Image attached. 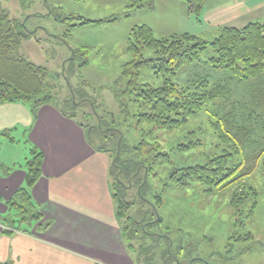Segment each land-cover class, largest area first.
Wrapping results in <instances>:
<instances>
[{
	"label": "rangeland",
	"instance_id": "obj_1",
	"mask_svg": "<svg viewBox=\"0 0 264 264\" xmlns=\"http://www.w3.org/2000/svg\"><path fill=\"white\" fill-rule=\"evenodd\" d=\"M241 4L245 7V18L240 10L231 9ZM253 5L256 10H251ZM0 10L20 22L27 36L19 54L48 71L46 83L53 97L51 103L70 108L66 100L71 99L75 106L92 100L100 116L103 117L104 111L115 115L114 129L121 131L128 151L121 155V160L134 159L140 163L134 176L120 177L123 203L129 206L123 211L122 226L126 228L136 264H162L167 253L170 257L167 264H264V180L258 168L239 181L250 186L255 197L238 204L237 213L230 205L227 190L216 191L214 187L212 193H205L204 187L195 181L177 189L168 179L175 168L203 164L221 154L210 122L226 113L235 112L243 120L253 110L256 116L250 123L254 127L253 139L260 143L257 146L264 147V109L250 106L254 91L264 88V72L258 78L239 82L226 70L208 64L209 49L200 61L181 67L171 78L177 86L205 79L210 85L225 86L228 93L203 106L182 127L170 132L155 131L145 137L155 155L167 152L170 161L168 166H150L147 172L141 171L144 170L141 165L147 166L146 156L141 158L135 147L143 137L141 132L146 135L148 127L144 124L140 129L131 117L128 123H117L116 116L126 99L114 96L120 95L126 85L120 77L123 66L131 60L126 42L132 28L147 26L155 38L187 33L209 43L220 28H240L253 19L263 18L264 0H207L198 20L183 0H0ZM65 34L68 36L64 40ZM79 50L85 51V62L84 56H74V51ZM141 57L153 55L144 50ZM139 74L138 82L154 87L160 86L164 79L160 74L156 76L152 68L142 69ZM72 91L75 96L86 98H71ZM81 112H89L88 104H84ZM129 112L133 114L134 108ZM79 120L87 124L80 116ZM10 138L15 142H3L2 149L8 155L14 153L22 165L28 157L26 141L21 131L12 133ZM97 141L96 146H100L102 142ZM104 143L110 145L112 157L115 156L113 145ZM190 144L189 150L176 151ZM244 149L230 159V166L250 150ZM116 177L115 172L110 177L114 190ZM141 216L147 221L140 227L146 229V234L131 221L139 222Z\"/></svg>",
	"mask_w": 264,
	"mask_h": 264
},
{
	"label": "trees",
	"instance_id": "obj_2",
	"mask_svg": "<svg viewBox=\"0 0 264 264\" xmlns=\"http://www.w3.org/2000/svg\"><path fill=\"white\" fill-rule=\"evenodd\" d=\"M183 1L189 6L190 13L194 14L198 20L207 0ZM22 4H24L23 1ZM83 23L90 22L84 21ZM130 32L126 50L131 55V60L123 66L120 77L121 80L126 81V85L120 95L114 94L117 99L123 96L126 103L121 104L120 117L119 113L116 117L117 123L120 121L122 124L128 123V119L131 117L136 119V126H139L140 129L144 124L148 127L146 128L147 136L140 130L143 137L135 147L141 158L146 156L148 167L146 164L141 165V168L144 169L141 171L147 172L150 166L155 164H158V167L168 166L170 161L167 152H157L158 155H155L149 145L145 143V137L151 136L155 131L170 132L182 127L203 106L213 103L228 93L225 86L210 85L205 79L195 80L180 87L173 83L171 78L181 67L200 61L201 55L208 49L211 54L208 64L212 68L226 70L239 82L258 78L264 72V17L248 22L240 28L227 26L220 28L216 38L209 43L187 33L155 38L151 29L143 25L132 28ZM67 36L65 34L62 39L65 40ZM26 37L21 23L10 19L6 12L0 10V104H25L30 107V111L35 117L42 105L53 104L51 103L53 97L46 83L48 71L44 67L34 65L19 54L21 44ZM144 50L152 52L153 57L143 59L141 51ZM75 54L84 56L83 61L85 62V51H74V56ZM145 68L154 69L156 76L160 74L161 78H164L160 86L154 87L138 82L139 72ZM72 95L78 99L86 98L83 95L75 96L73 91ZM72 95L70 94L71 98ZM87 101L84 104H88L89 112L80 113L84 104L75 106L71 99L66 100L70 108L62 107V112L74 119L77 114H80L84 122L87 123L86 125L81 124V126L87 128L90 134L102 142L98 148L109 152L112 162L117 154V141L120 136L119 132L114 129L115 115L104 111L102 117L98 114V107L95 103L92 100ZM250 106L264 109V88L254 91ZM131 108H134L133 114L129 112ZM252 113L245 116L243 120L242 116H238L235 112L214 118L210 122V126L217 135L219 141L217 147H220L218 149L221 150V154L207 159L203 164L173 169L168 177L169 183L179 189L195 181L204 187L205 193L209 194L214 191V187L216 191L227 190L230 205L237 213L239 211L238 204L255 197L250 186L243 185L242 181L239 182L241 178L247 177L258 168L259 176L264 180V147L257 146L260 143L258 144L253 139L254 127L251 124L256 116L253 110ZM253 116L255 117L252 118ZM126 127L130 128V126ZM2 136L9 138L7 132L6 134L2 133ZM104 141L113 145L115 156L112 157V151L108 148L110 145L105 144ZM226 146L228 147L226 148ZM190 148L191 144L178 147L176 151L184 152ZM242 148H250V150H247L235 164L230 166V159L241 152ZM126 153L128 151L122 139L114 165H110V172H115L117 176L114 179L115 190L112 188V196L116 202L117 215L121 223L123 211L129 209V206L123 203L121 195L124 190L120 177L128 179L134 176L140 164L134 159L122 161L120 157ZM29 156L30 158L24 164L26 172L24 186L18 189L13 198L6 203L9 212L1 218L0 224L4 228L2 232L7 235L14 232L26 233L34 223L42 220L39 207L30 196L31 187L41 175L42 156L34 148L29 151ZM0 169L5 174L10 172L3 166ZM160 199L161 197L157 200L158 206L161 204ZM142 220H144L143 216L140 218L141 222L133 219L131 221L140 229L142 224L147 223ZM41 223L39 225L41 229L48 228L49 223ZM24 227L26 229H23ZM122 228L124 238L129 244L126 228L124 226ZM140 231L146 234V229H140ZM169 259L167 253L162 264H167Z\"/></svg>",
	"mask_w": 264,
	"mask_h": 264
},
{
	"label": "crops",
	"instance_id": "obj_3",
	"mask_svg": "<svg viewBox=\"0 0 264 264\" xmlns=\"http://www.w3.org/2000/svg\"><path fill=\"white\" fill-rule=\"evenodd\" d=\"M244 8L231 9L245 18ZM61 108L45 104L33 117L25 104H0V167L10 170L5 174L0 169V221L9 212L6 203L24 186V164L33 148L42 163L30 196L44 220L11 235L0 224V264H136L112 196L110 153L96 146L97 139L81 126L80 114L70 118ZM18 131L28 151L22 165L2 149L3 142H15L2 133L11 137ZM45 222L49 226L44 230L39 225Z\"/></svg>",
	"mask_w": 264,
	"mask_h": 264
},
{
	"label": "water",
	"instance_id": "obj_4",
	"mask_svg": "<svg viewBox=\"0 0 264 264\" xmlns=\"http://www.w3.org/2000/svg\"><path fill=\"white\" fill-rule=\"evenodd\" d=\"M85 101H87V100H85ZM73 102H74V100H73ZM121 138H122V134H120V138H119V140H118V142H117V155H116V157H115V159H114L113 162H115V160H116V158H117V156H118V154H119V143H120V141H121Z\"/></svg>",
	"mask_w": 264,
	"mask_h": 264
}]
</instances>
